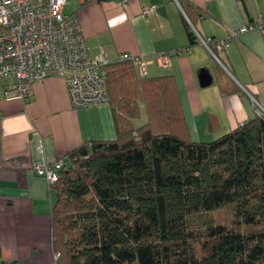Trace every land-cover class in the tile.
Here are the masks:
<instances>
[{"label": "trees", "instance_id": "1", "mask_svg": "<svg viewBox=\"0 0 264 264\" xmlns=\"http://www.w3.org/2000/svg\"><path fill=\"white\" fill-rule=\"evenodd\" d=\"M104 72L117 138L61 159L50 186L57 264H264V117L187 141L167 132L181 117L170 76L120 60ZM140 103L150 122L135 127ZM229 204L248 231L191 221Z\"/></svg>", "mask_w": 264, "mask_h": 264}, {"label": "crops", "instance_id": "2", "mask_svg": "<svg viewBox=\"0 0 264 264\" xmlns=\"http://www.w3.org/2000/svg\"><path fill=\"white\" fill-rule=\"evenodd\" d=\"M64 13L79 20L93 57L104 53L115 63L122 54L141 55L150 62L147 78H172L181 117L169 133L212 142L256 118L241 85L264 108V33L238 34L218 53L219 61L194 33L225 38L264 14V0H68ZM184 48L191 52L179 55ZM160 52L169 54L170 67L157 64ZM203 71L212 77L207 87L200 85ZM11 84L10 78L0 79V264H57L56 197L34 166L57 162L85 142L115 140V103L110 98L107 104L75 110L60 77L35 82L28 101L7 99ZM139 108L145 122L136 126L137 119L135 127L150 122L145 103Z\"/></svg>", "mask_w": 264, "mask_h": 264}, {"label": "built area", "instance_id": "3", "mask_svg": "<svg viewBox=\"0 0 264 264\" xmlns=\"http://www.w3.org/2000/svg\"><path fill=\"white\" fill-rule=\"evenodd\" d=\"M175 1L179 4V0ZM67 3L68 0H0V79L13 80L6 90L7 99L28 101L35 82L54 76L66 82L71 107L75 110L109 102L104 68L111 60L104 53L96 57L91 55L79 20L64 13ZM153 10L147 8L144 13ZM252 29L264 33V14L253 24L222 39H203L195 30L194 33L201 45L219 61L218 53L238 34ZM184 52H191V48L180 49L177 53ZM119 60L131 62L141 77L148 75L150 62L144 56L127 53ZM156 62L160 67L168 68L171 58L168 53L160 52ZM240 87L241 94L252 100L256 115L264 117V108L256 97L244 86ZM62 165L63 160L36 164L34 170L51 186L58 181L56 170ZM58 257L59 254H55V258Z\"/></svg>", "mask_w": 264, "mask_h": 264}, {"label": "rangeland", "instance_id": "4", "mask_svg": "<svg viewBox=\"0 0 264 264\" xmlns=\"http://www.w3.org/2000/svg\"><path fill=\"white\" fill-rule=\"evenodd\" d=\"M144 122L145 114L135 122V125L140 126L144 124ZM191 221L197 226L201 225L203 222H212L215 225H225L240 231H248L249 229L236 215L233 204L222 206L207 213L196 214L191 218Z\"/></svg>", "mask_w": 264, "mask_h": 264}, {"label": "water", "instance_id": "5", "mask_svg": "<svg viewBox=\"0 0 264 264\" xmlns=\"http://www.w3.org/2000/svg\"><path fill=\"white\" fill-rule=\"evenodd\" d=\"M199 80H200V85L202 87H207L212 83V77L210 76V74L207 71H203L200 74Z\"/></svg>", "mask_w": 264, "mask_h": 264}]
</instances>
